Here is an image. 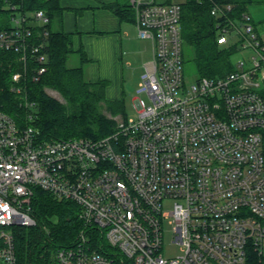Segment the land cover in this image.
Masks as SVG:
<instances>
[{
  "label": "built area",
  "instance_id": "2783aa9c",
  "mask_svg": "<svg viewBox=\"0 0 264 264\" xmlns=\"http://www.w3.org/2000/svg\"><path fill=\"white\" fill-rule=\"evenodd\" d=\"M130 6L153 49L138 87L148 100L136 98L135 116H117L100 138L50 140L32 113L20 125L0 109V264H17V228L37 224V187L81 207L83 228L58 249L59 264H246L250 251L264 261V38L249 13L214 2L218 44L250 49V58L187 82L181 3ZM49 21L43 10L17 13L0 29V49L25 69L35 58L43 73L45 45L32 25ZM167 220L181 255L163 252Z\"/></svg>",
  "mask_w": 264,
  "mask_h": 264
},
{
  "label": "trees",
  "instance_id": "16d2710c",
  "mask_svg": "<svg viewBox=\"0 0 264 264\" xmlns=\"http://www.w3.org/2000/svg\"><path fill=\"white\" fill-rule=\"evenodd\" d=\"M261 1L264 0H185L181 3L183 57L185 47L194 49L193 61L199 76H221L234 67L235 47H223L217 42V19L211 13L213 3H230L241 14L247 12L249 3ZM105 6L122 19L135 20L129 5ZM63 9L60 0H0V29L11 28L12 17L17 13L43 10L50 19L45 25L36 22L32 25L33 40L45 45L43 53L47 61L43 73L37 74L39 62L35 58L26 61L25 69L18 53L0 49V109L20 125L32 113L31 122L39 128L43 139L100 138L115 130L117 116L126 117L125 101L107 98V80L88 78L86 67L90 59L84 47L75 49L72 33L60 26ZM73 54L79 56V63L70 66L68 62ZM16 72L23 74L18 82L13 80ZM17 87H22V91L18 92ZM47 88L58 90L65 102L51 97ZM26 101L29 106L25 105ZM32 209L37 224L17 228L14 239L17 264H59L58 249L72 245L83 228L81 207L71 199L37 187ZM263 263L254 251L249 252L246 264Z\"/></svg>",
  "mask_w": 264,
  "mask_h": 264
},
{
  "label": "crops",
  "instance_id": "0c3cea01",
  "mask_svg": "<svg viewBox=\"0 0 264 264\" xmlns=\"http://www.w3.org/2000/svg\"><path fill=\"white\" fill-rule=\"evenodd\" d=\"M130 1L60 0L64 8L60 26L72 33L75 49L84 47L90 59L86 67L89 79L108 81L106 95L109 99L124 100L123 91L118 85L123 88L125 72L133 66L132 56L137 53L135 45L138 38H142L138 35L134 21L122 19L105 5L130 6ZM155 1L183 3L185 0ZM148 61H144L143 68Z\"/></svg>",
  "mask_w": 264,
  "mask_h": 264
},
{
  "label": "rangeland",
  "instance_id": "374dc122",
  "mask_svg": "<svg viewBox=\"0 0 264 264\" xmlns=\"http://www.w3.org/2000/svg\"><path fill=\"white\" fill-rule=\"evenodd\" d=\"M247 13H249L257 26V31L264 38V1L252 2L247 5ZM3 20V18L1 19ZM12 22V20H11ZM138 37V36H137ZM222 46V45H221ZM224 47V46H223ZM137 53L132 56L133 66L125 72L124 86L118 85L121 92L123 91L125 110L128 117L135 116L136 113V98H144L148 100L144 93L138 92L139 83L141 80V74L145 71L143 68L145 60H151L153 58L152 42L148 39H139L135 45ZM251 55L250 49H242L233 54V61L236 62L239 59L249 60ZM184 76L187 82H192L199 77V72L196 64L194 63V49L190 46L185 47L184 51ZM79 63V56L73 54L70 57L68 64L70 66L77 65ZM88 76V74H87ZM89 78V77H88ZM48 94L61 101L65 102L63 95L58 91L51 88H47ZM107 96V95H106ZM108 98V97H107ZM173 200H166L164 203L165 210L168 211L172 208ZM173 229L172 225L167 220L165 223L164 233V249L163 252L167 257H174L183 253L182 245L173 242Z\"/></svg>",
  "mask_w": 264,
  "mask_h": 264
}]
</instances>
